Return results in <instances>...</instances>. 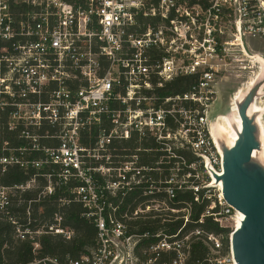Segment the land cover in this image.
I'll use <instances>...</instances> for the list:
<instances>
[{
    "label": "built area",
    "instance_id": "obj_1",
    "mask_svg": "<svg viewBox=\"0 0 264 264\" xmlns=\"http://www.w3.org/2000/svg\"><path fill=\"white\" fill-rule=\"evenodd\" d=\"M232 1L211 0V9L203 10L197 0H0V111H8L9 129L19 127V137L31 142L29 148L20 149L22 153L43 151L54 163L81 170L87 150L80 144V129L107 119L113 128L109 133L101 131L96 152L103 153L112 140L128 139L137 132L140 138L147 133L155 136L170 154L169 142H174L198 158L187 167L203 179L200 183H179L175 176L153 182L155 187L144 195L156 197L141 203L130 219L136 222L133 235L111 214L105 217L104 203L94 196L88 198L87 191L93 189L87 181L88 187L80 189L79 195L88 211L86 217L98 229L97 246L68 264H237L231 236L224 254L223 236L199 227L206 218L220 227H229L230 220L236 224L239 218L214 184L215 175L223 174V155L211 135L210 113L218 95L217 74L226 68L229 53V44L218 41L222 32L212 28L211 10H229L226 4ZM201 13L207 16L201 18ZM239 13L248 15L245 4ZM254 25L248 26V34L264 37V27ZM238 33L242 42L240 27ZM237 46L248 63L259 65V56L248 54L243 43ZM182 77L194 78L189 90L164 98L155 107L153 102L159 99L145 92L165 88ZM115 104L122 107L115 108ZM168 120L176 126L174 131ZM45 138L58 139L59 149H41L38 141ZM260 142L258 157L264 162V139ZM0 163L17 161L11 157ZM48 163L47 157L32 166L39 169ZM96 170L110 171L104 166ZM116 170L119 174L133 171L135 178L142 172L134 162ZM119 177L125 180L122 174ZM186 190L194 203L210 202L198 220L192 217L191 203H183L182 208L176 202L178 191ZM178 220L183 224L174 232L159 227ZM141 221H154L150 225L157 228L141 233ZM50 231L66 239L72 236L59 228ZM147 240L152 242L145 244ZM199 240L209 253L192 263L193 245ZM47 262L58 264L48 259L39 264Z\"/></svg>",
    "mask_w": 264,
    "mask_h": 264
},
{
    "label": "trees",
    "instance_id": "obj_2",
    "mask_svg": "<svg viewBox=\"0 0 264 264\" xmlns=\"http://www.w3.org/2000/svg\"><path fill=\"white\" fill-rule=\"evenodd\" d=\"M210 1L197 0L203 10L211 9ZM214 18L223 19L224 22L232 21L233 11L224 7L220 11L211 10V19ZM215 36L216 39L220 38L218 33ZM218 41L223 42L220 39ZM193 82V77L177 78L167 83L165 88H154L153 91L145 93L155 94L159 100L153 102V105L158 107L164 98L186 93ZM144 106L147 107L146 104ZM114 107L122 106L115 104ZM7 120L8 111H0V160L13 157L17 163H0V190L6 191L4 201L0 202V264H39L45 259L68 264L70 260L90 254L97 246L98 229L94 220L86 217L88 211L80 201L79 190L88 187L87 181L95 186L92 193L87 191L88 198L94 196L100 204L104 203L105 217L111 214L127 226L128 235H133L136 222L130 219L141 203L156 197L155 194L144 195L155 187L153 182L169 181L173 176L179 183L186 181L198 184L203 180L197 179L196 172L187 167L198 161L188 149L169 142L170 154L168 148L149 133L140 138L137 132H132L128 139L112 140L106 146L105 152H96L101 131L109 133L113 128V124L107 119H103L100 124L95 123L80 129L79 141L87 150L83 153L84 166L81 170L73 167L67 169L60 163H54L43 151L22 153L20 149L29 148L31 142L19 137V127L10 130ZM168 124L171 130L176 129L171 120H168ZM38 144L41 149L56 150L60 147V141L56 138L41 139ZM100 155L104 158L98 160L96 156ZM133 156L137 157L136 161H133ZM47 157L48 164L39 169L32 166V162ZM132 162L135 167L142 169L141 177L135 178L133 171H121L120 174L125 177L122 181L116 169ZM100 166L109 168L110 171H97ZM187 175L190 177L187 178ZM133 180L140 181V184L135 186ZM114 185L117 187L113 188ZM176 202L182 208L183 203H191L192 217L196 220L210 205L207 201L194 203L192 193L188 190L178 191ZM58 218L60 222L57 221ZM153 222H138V231L144 233L146 230L156 229L157 227L152 228L150 225ZM182 224L183 221L178 220L173 223L166 222L159 227L174 232ZM51 227L70 232L72 236L66 239L63 234L50 231ZM199 227L205 232L222 235L223 252H228L230 236L233 233L230 227H220L212 218H206L205 223ZM150 242L152 240L144 243ZM208 253L202 240L197 241L191 253L192 263L202 261Z\"/></svg>",
    "mask_w": 264,
    "mask_h": 264
},
{
    "label": "water",
    "instance_id": "obj_3",
    "mask_svg": "<svg viewBox=\"0 0 264 264\" xmlns=\"http://www.w3.org/2000/svg\"><path fill=\"white\" fill-rule=\"evenodd\" d=\"M264 80L255 83L241 102L237 116L241 122L239 140L223 152L222 194L231 207L244 218L231 234V247L237 264H264V165L256 161L254 151L261 150L260 128L249 109L255 102Z\"/></svg>",
    "mask_w": 264,
    "mask_h": 264
},
{
    "label": "rangeland",
    "instance_id": "obj_4",
    "mask_svg": "<svg viewBox=\"0 0 264 264\" xmlns=\"http://www.w3.org/2000/svg\"><path fill=\"white\" fill-rule=\"evenodd\" d=\"M220 3L225 4L224 0H220ZM244 4L247 6L248 10V15L246 17L241 16V14L239 13V9ZM226 5L228 6L227 8H231L229 10L233 9V20L224 22L223 19L215 18L211 20L210 23L212 25H214L215 23V26H212V28L214 27L216 30H218V32L221 31L222 35L220 39L229 44L226 46L229 51V53L227 54L226 68H222L221 71L217 74V77L227 76V78L225 79L228 80L231 86H234L235 88H218L217 100L213 103L210 110L211 117H214L212 119L214 128L216 127L215 122L218 121L219 117H233L230 111L232 109L231 105L234 102L233 99L235 97V94L239 90H242L246 96L252 89L247 87V83L261 71V65L259 66L258 63H248L247 59L241 53L240 47L237 46V44L243 43L248 54L254 56L257 55L264 59V37L251 36L246 30L249 25L255 26L254 24H258L264 27V0H234L232 1L231 5ZM206 16H204V14L202 13L200 15L201 18H205ZM239 27L242 30V42H240L239 40ZM235 58H238L240 61L242 60L245 63H243V65L241 66V63H238V59L236 60ZM243 67H245V69ZM261 77L263 80L264 73L261 75ZM258 96L261 103L260 106L263 109L261 115L264 124V88L259 89L257 97ZM236 129L237 127L235 128V133L237 131ZM221 141H223V146L227 147L226 140H224L223 138ZM256 161L264 165V162L260 158L257 157ZM89 185L92 186L93 190L95 189L94 185H92L91 183ZM5 192L6 191L3 189L0 190V202L4 201L3 197L6 195ZM213 193H216V191H214ZM228 226L232 229V231H234V220H230L228 222Z\"/></svg>",
    "mask_w": 264,
    "mask_h": 264
},
{
    "label": "bare ground",
    "instance_id": "obj_5",
    "mask_svg": "<svg viewBox=\"0 0 264 264\" xmlns=\"http://www.w3.org/2000/svg\"><path fill=\"white\" fill-rule=\"evenodd\" d=\"M261 58V57H260ZM259 57L256 58V61H259V65H261V71L259 72L258 75H256L254 78H252L248 83H247V87L251 88L252 85H254L256 82H258L261 78V75L264 73V60L261 61ZM245 97V94L243 93L242 90H239L234 97V102L231 105L232 109H231V113L233 115L232 118H228V117H219L218 121H216V127L214 128L213 124H212V128H211V135L212 138L215 142V144H217V146L220 149L221 154L223 155L221 146H220V142L221 140L224 138V140H226V144L228 148L233 147L236 142H238L239 140V131L241 129V122L237 116V112L235 109V103H238L239 101H242L243 98ZM260 99L259 96L255 99V102L253 103V105L251 106V108L249 109V114L253 115L255 114L257 116V122L259 123L260 126V141L264 139V124H263V119H262V112L263 109L260 106ZM237 127V131L235 133V128ZM223 142V141H222ZM261 153L262 151H254V156L255 158L258 157V154ZM259 158V157H258ZM261 160L263 159V157H261ZM263 161V160H262ZM214 184L220 188V190L222 189V181L217 182L216 178L214 177ZM239 218L236 220V224H235V229L240 228L241 226V222L244 218V216L239 213Z\"/></svg>",
    "mask_w": 264,
    "mask_h": 264
},
{
    "label": "crops",
    "instance_id": "obj_6",
    "mask_svg": "<svg viewBox=\"0 0 264 264\" xmlns=\"http://www.w3.org/2000/svg\"><path fill=\"white\" fill-rule=\"evenodd\" d=\"M225 78H227V76H225V77H223V76L217 77L216 86H215V89L217 90V92H218V88H235L234 86H231V84ZM263 80H262V77H261L258 82H261ZM258 82H256V83H258ZM261 88H264V85Z\"/></svg>",
    "mask_w": 264,
    "mask_h": 264
}]
</instances>
